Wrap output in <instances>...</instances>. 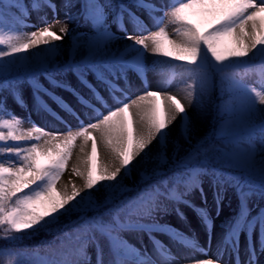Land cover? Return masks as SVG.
<instances>
[{
	"label": "snow or ice",
	"instance_id": "1",
	"mask_svg": "<svg viewBox=\"0 0 264 264\" xmlns=\"http://www.w3.org/2000/svg\"><path fill=\"white\" fill-rule=\"evenodd\" d=\"M44 6L52 11V22L45 14L39 17L42 25L26 24L27 11L17 0H0V45L6 46V50L0 49V76L5 78L0 87L24 105L20 85L27 82L34 108L47 111L65 125L64 131H51L31 121V114L17 116L7 108L8 97L0 95V155L4 157L0 160V239L13 242L20 235L49 231L62 216L93 210L96 215L91 218L80 215L78 220L57 227L62 234L60 245L54 258L43 264H183L187 257L175 256L153 233L165 234L201 253L207 250L172 225L160 223L156 216L169 213L165 199L174 200L196 213L210 237L213 220L201 179L207 177L216 215H220L228 189L235 192L239 211L232 221L221 225L224 236L216 255L195 259L194 264H264V207L254 205L259 209L256 215L248 207L253 197L264 200V0H175L159 8L148 0H129L128 4L119 3V11L112 17L123 35L114 32L109 23L114 8L111 0H62L63 19L53 0L42 4L34 0L32 4L37 12ZM133 8L145 12L155 30ZM125 15L133 32L125 27ZM193 15L202 18L203 28L192 22ZM76 22L87 27L73 31L69 25ZM56 25L59 34L52 30ZM168 25L176 26L175 39L166 31ZM28 27L35 30H23ZM122 40L131 43L121 48L117 42ZM130 53H134L131 58ZM146 53L164 58L155 60L152 67L165 74L181 69L180 90L197 109L196 119L210 121V134H196L195 121L177 95L145 86L131 98L118 85L123 80L130 87L129 71L144 76ZM257 59L258 66L254 63ZM252 72L260 76L259 88L245 81ZM41 76L52 88L71 92L90 110L83 113L87 119L40 83ZM69 76L91 94V100L73 86ZM170 82L166 79L164 87ZM97 84L110 93L124 92L125 98L114 96L116 104L109 107ZM215 87L220 92L218 103L210 95ZM43 96L73 117L77 126L72 127L49 108ZM95 102L104 104L105 111L95 107ZM28 121L31 127L23 128ZM179 121V136L170 145V128ZM77 139L81 140L85 168L83 172L74 168L73 174L83 178V187L73 184L71 191L67 185L58 189L57 181ZM22 141L31 143L22 146ZM89 141L91 150L86 152ZM101 146L113 164L100 163ZM93 155L97 158L95 173ZM134 169H139V186H125L123 180L130 179ZM173 177L184 184L185 192L168 187ZM98 186L109 193L103 204L92 195ZM195 190L203 207L187 198ZM126 192H135V196H113ZM174 211L181 220L187 219L180 207ZM133 215L137 218L132 219ZM144 218L150 222H142ZM126 231L146 233L152 251L142 241L139 248L130 244L123 235ZM241 233L246 238L243 250ZM90 246L94 261L87 252ZM19 255L6 254L2 264H19Z\"/></svg>",
	"mask_w": 264,
	"mask_h": 264
},
{
	"label": "rangeland",
	"instance_id": "2",
	"mask_svg": "<svg viewBox=\"0 0 264 264\" xmlns=\"http://www.w3.org/2000/svg\"><path fill=\"white\" fill-rule=\"evenodd\" d=\"M53 2H55L57 5V15L59 16V18L63 19L65 10L61 6L62 0H53ZM148 2L153 3L157 8H159L161 5L167 7L169 4L174 3L175 0H148ZM258 2H259V0H258ZM40 3L42 4L43 0H41ZM133 11H137V14L140 15L141 19L144 20L145 24L148 25V27L151 30H155V25L153 24L152 20L149 18V16L145 12L138 11L135 8H133ZM45 14L47 16V21L52 22L53 13L48 7L44 6L39 10V12H37L36 10H33L32 5H31L30 10H29V15L26 18L22 16V18H25L26 24L42 25V21H40L39 17L43 16ZM17 15H21V14L18 13ZM114 15L115 14L110 11V15H109L108 19H109V23L111 25V28L114 32H117L118 35H123V33L119 31L117 25L112 22V17ZM155 15L160 16L161 13L156 12ZM190 19L192 20L193 23L197 24V26H199L201 28L204 27V23H203V20L201 17L193 15L190 17ZM124 24H125V27H126L128 32H133V25L128 21L126 15L124 18ZM69 27L73 31H83V30H85V28L87 26L84 25L82 22H76V23L70 24ZM175 27H176L175 25H168L166 28V31L169 33L170 36H172L173 39H175V33H174ZM58 28H59V26L56 25L53 27L52 30L57 31V33H58ZM23 30L31 31V30H35V29L28 27V28H24ZM67 43H68V41L66 38L65 47H67ZM130 43H131V41H123V40L117 42L118 46H120L121 48L124 44H130ZM62 55L66 57V52L62 53ZM132 55H134V53H130L129 58H131ZM58 59H59V57H58ZM160 59H164V58L159 57V56H149L146 53L145 54V63L148 65V70L146 71L144 76H140L137 73H135L134 71H129L128 82L131 84L133 83V84L139 85L140 91L143 89V85H144V86H155L157 88H163L164 91H167L170 94H175L177 87L183 86V83L181 82V69L179 67H177L175 70L170 69V70H168L167 74H165V73L161 72L159 70V68L152 67L153 62L155 60H160ZM171 63L180 64L182 62L171 61ZM254 63L257 66L259 65L256 61ZM241 71H243V70H241ZM135 76H137V77H135ZM169 78H170L171 82L167 85V87H164L165 80L169 79ZM39 80H40V83H42L46 88H49V90L55 92L56 95L61 96L70 106H72L74 109L78 110V112L81 113L82 119L86 118L83 115V113L85 112V110L89 111V109L80 108V107H82V105L79 103L78 99L71 92H67V91L60 89V88H52L51 85L48 83V81L43 78V76L39 77ZM69 80L73 84V86L80 89L82 91V93L86 95V98H88L90 100L92 99L91 94L87 93V90L82 89V87L78 84V82L75 80L74 77L69 76ZM259 80H260V76L256 72H252L247 77H245V81L247 83L252 84L253 86H255L257 88L260 87ZM117 83L121 88L126 89V85H125L123 80L118 81ZM144 83H146V84H144ZM96 87H97V90L100 91L98 88V84L96 85ZM20 92H21L23 100L25 101L24 105L18 104L15 101L14 97L12 95H10L7 90L0 89V95H5L8 97L7 108L11 112L15 113L17 116L24 117V118H27L29 116V114H31V121H35L36 124H38L42 127H44L45 125H47V127H50L51 124H54L55 126H57V125L59 127L62 126V128H63L62 131H64V129H65L64 124H61L59 121L57 122L47 111L38 110V109L34 108V100H33V96H32V90H31V88L27 82H24L20 85ZM126 92H127V90H126ZM100 93H101V95H103L105 97V103L109 107L115 106V104H116V99H114L113 97L115 96L116 98L119 99V96L122 94V92L110 93L107 91V89L105 87H103L101 89ZM135 93H137V92H135ZM131 95H132V98L135 96V94H133V93L132 94L130 93V97H131ZM210 95H211V99L214 101L213 96H212V92ZM43 100L46 102V104L48 105L49 108H51L57 114L62 116L68 122L69 125H71L72 127L77 126L78 122L75 121V119L73 117H71L67 112H65L63 109H61L49 97L43 96ZM75 103H78L77 104L78 107L75 106ZM95 104H96L95 106L97 108H101L102 111H105L104 104H101L99 102H95ZM35 113L37 116L35 115ZM65 113H67V114H65ZM4 118H8V116L5 115ZM31 121L24 123L22 125V127L25 129L29 128V125L31 127ZM210 129H211V123H209V125L206 126V130L204 131V133L201 136H203ZM0 130H2V129H0ZM4 131H6V130H4ZM180 143L183 144L184 143L183 140H181ZM185 147H187V145H185ZM180 154L183 155V152H181ZM71 155H72V153H71ZM170 155H171V151L169 150V156ZM2 159H0V160H2ZM162 167L166 168V166H162ZM78 176L79 175L73 174V170L70 169L69 163L67 162L66 170L62 174L61 178L57 181V188L61 189L60 188L61 183L64 180L70 179L73 181ZM201 179H202L203 188H204L205 193H206L207 198H208V202L210 204V207L208 209H209V213H210L212 220H213V228L211 231L221 234L222 238H223L224 229L220 226V223H222L224 220L226 221L227 219L232 221L235 218L237 212L239 211V201L237 200V196H236L235 192L232 189H228L227 192L225 193V199H224L223 204H222L220 215L217 216L216 211H215V206L213 204V199H212L213 198V190L210 186L209 180L207 177H202ZM139 181H140L139 169H134L132 172V177L130 179L125 178L123 180V184L125 186L132 187L134 185L137 186L139 184ZM71 188H69L68 190L71 191ZM108 194L109 193H108L107 189H105L103 186H98V189L93 190V192H92L94 199L98 203H101V204L104 203ZM120 194L121 193H113V196L115 198H117ZM197 195H199V192H198V190H195L187 198L191 199L192 202L195 204L193 199ZM199 196H197V197H199ZM257 204L261 207H264V200H257V198L253 197L248 201V207L250 209H252V213H251L252 215H256V212L259 210L257 207H254V205H257ZM177 206L180 207L182 211H184L185 216L187 217L186 220H181L176 215L174 209ZM197 206L203 207L204 205H197ZM132 207L135 208L136 206L135 207L132 206ZM168 208L170 209L168 214L165 215L163 213H160L156 216V219L159 220V222L162 221L165 223H170V225H171L170 221L174 220L178 223H183V225L189 226L191 228L190 230H191V233H193V235H187V236H189L190 239H194L197 242L198 247L204 248L203 245H200L201 240H203V239H202V234H201L202 232H199V231L202 229L205 231V227L202 225L199 217L197 215H195V214L193 215V213H191L192 209L187 208L183 204H177V202H175L174 200H171V199H170V206ZM136 218L137 217L135 215L132 216V219H136ZM142 222H150V221H148L147 218H144V220ZM172 226H173V224H172ZM123 235L129 241L130 244L139 248V247H141V241H142L143 245L148 248L149 252L152 251V248H153L152 243H150L148 245L145 243V241H147L146 237H148V235L146 233H137L135 231H126L125 233H123ZM245 239H246L245 235L243 233H241V235L239 237V241L242 242ZM253 239H255V235H253ZM40 250H42V252H45V250L43 248H40ZM87 252L89 253V255L92 256L93 261H94L95 257H94L93 248L91 246L87 249ZM209 256H212V255L200 253L198 256H196L194 259L191 260V263L194 264L195 259H207Z\"/></svg>",
	"mask_w": 264,
	"mask_h": 264
},
{
	"label": "bare ground",
	"instance_id": "3",
	"mask_svg": "<svg viewBox=\"0 0 264 264\" xmlns=\"http://www.w3.org/2000/svg\"><path fill=\"white\" fill-rule=\"evenodd\" d=\"M65 44H66V41H65ZM135 77H137V76H135ZM144 84H146V83H144ZM129 85H130V87L126 86V90H127V95L128 96H130V93L131 94L133 93L135 95H138L140 93L139 85H136V84H133V83L132 84L129 83ZM103 87H104L103 85L98 84V88H99L100 91H101V89ZM143 87H145V86L143 85ZM149 87L152 88L153 90H155L157 88L155 86H149ZM182 87L183 86L177 87L176 93L174 92L175 94H173V95H177L178 98L183 103V105L186 108H188L189 115L195 121L196 134L198 136H201L204 133V131L206 130V126L209 125L210 122H209L208 119H196L197 109L191 107L188 104V101L184 98L185 97V93L180 90ZM135 92H137V93H135ZM122 94H121L122 96L121 95L119 96V99H121V100H123L125 98V93L122 92ZM131 98H132V95H131ZM133 98H135V96ZM155 103H157V105H159V101L158 100L155 101ZM77 104L78 103H75V106L78 107ZM80 108L86 109L83 105ZM99 109L102 111L101 108H99ZM89 111L85 110V112H89ZM65 114H67V113H65ZM35 115H36V113H35ZM86 119H87V117L85 118V120ZM56 121L58 122V120H56ZM180 123H182V121H179L178 123H174L171 126V128H170L169 137H168L170 145H171V141L176 139V138H178V136H179V124ZM29 127H30V125H29ZM44 127L48 128L51 131H56V130L62 131V129H63L62 126L59 127L58 125L55 126L54 124H51L50 127H47V125H45ZM80 143H81V140H79V139H77V141H75V144H74V147H73V150H72V155H71L70 159L68 160V163H69V167H70L71 170H73L75 168L78 171L83 172L84 168H85V165L83 163L84 154L80 152V147H79ZM90 150H91V142L89 141V144H88V146L86 148V152H90ZM99 161L103 165H111V164H113V161L111 160L109 154L107 153V151H105V149L102 146L99 148ZM96 162H97V158H96L95 155H93L92 164H93L94 173H95ZM69 181H70V179L64 180L61 183V187L60 188L63 189L67 185L68 189H69V188H71L73 186V184L76 187H78V188H82L83 187L84 180H83V178L80 175L75 180H73V181L71 180L72 183H69ZM197 196H199V195H197ZM197 196H195L194 199H193L195 204L203 205L200 196L199 197H197ZM207 207L208 208L210 207L209 202H208ZM191 211H192L191 213H193V215L194 214L196 215V213L193 210H191ZM170 222H171V225L173 224L174 228L179 229V231L181 230L180 232L184 233L186 236L187 235H193V233H191V230H190L191 228L189 226L183 225V223H178V222H176L174 220H172ZM160 223H165V222L161 221ZM168 224H170V223H168ZM203 231H204L203 229L199 231V232H202L201 234H202V239H203V240H201L200 245H203L204 249L207 250L206 254L215 256L216 252H217V245H218L219 242L222 241V235L219 234V233L211 231V234H210V237H209V234L206 232V230L204 232ZM153 235L158 240H161L166 245H168L170 250H171V252L175 256H177V257H187V259L184 260L183 264H192L191 260L194 259L196 256H198L201 253V252L198 251V249L189 248L188 246L183 245L179 241H173L169 236H167L165 234H162V233H159V232H155V233H153ZM187 237H189V236H187ZM146 238H147V241H145V243L148 245L151 242L149 241L148 237H146ZM245 243H246V239L244 241L240 242L241 250H243ZM225 258H227V257H225Z\"/></svg>",
	"mask_w": 264,
	"mask_h": 264
},
{
	"label": "trees",
	"instance_id": "4",
	"mask_svg": "<svg viewBox=\"0 0 264 264\" xmlns=\"http://www.w3.org/2000/svg\"><path fill=\"white\" fill-rule=\"evenodd\" d=\"M17 2L21 5L22 8L26 9L28 15L30 6L34 2V0H17ZM36 2L40 3V0H36ZM121 2L128 4L129 0H111L112 5L114 6V8L111 9V11H113L114 13L119 11L118 5ZM14 11L16 12V14L20 13L19 9H14ZM5 31H7V29H5ZM0 49L6 50V46L0 45ZM4 79H5L4 77L0 76V86L3 85ZM0 89H2V87H0ZM212 95L214 101L218 103L220 97V92L218 87L213 88ZM210 132L211 129L205 134H210ZM8 143H12V142L9 141ZM19 143L22 146H26L28 143L31 142L22 141ZM0 144H3V142H0ZM0 158H4V157L0 155ZM137 186H139V184ZM168 187L170 189L175 188V191L177 193L185 192L184 184L177 183L174 177L170 179ZM133 196H135V192H126L120 194L116 199H123L125 197L131 198ZM164 204L167 207H169L170 206L169 199H165ZM80 215H84L86 218H91L94 215H96V212L93 210H88L84 213H73L70 217L62 216L60 217L58 225L53 226L51 230L20 235L19 239L13 242H8L3 239H0V264H2L5 255L12 252H18L20 254L18 257L19 264H43L45 260L53 259L54 258L53 253L58 249L60 245V240L62 238V234L56 230L57 227L62 228L64 225L70 224L71 221L78 220V217ZM227 222L229 221L227 220L226 223ZM81 223L83 222L81 221ZM40 248H43L45 252H42Z\"/></svg>",
	"mask_w": 264,
	"mask_h": 264
}]
</instances>
